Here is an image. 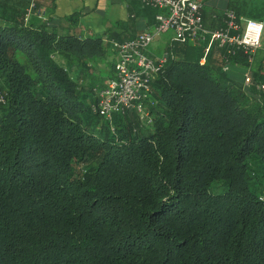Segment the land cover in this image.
I'll use <instances>...</instances> for the list:
<instances>
[{"label":"trees","instance_id":"1","mask_svg":"<svg viewBox=\"0 0 264 264\" xmlns=\"http://www.w3.org/2000/svg\"><path fill=\"white\" fill-rule=\"evenodd\" d=\"M27 5L0 0V264H264L261 67L171 42L147 120L105 119L82 82L108 44Z\"/></svg>","mask_w":264,"mask_h":264},{"label":"built area","instance_id":"2","mask_svg":"<svg viewBox=\"0 0 264 264\" xmlns=\"http://www.w3.org/2000/svg\"><path fill=\"white\" fill-rule=\"evenodd\" d=\"M141 8L156 10L151 26L128 40H106L113 59L111 76L103 87L93 89L96 104L93 110L108 119L112 114H123L130 108L141 118H146L144 103L151 94V81L159 74L165 62V54L153 57L147 51L152 41L159 35L170 32L171 42L193 44L207 40L205 52L214 43L223 48L227 56L240 53L245 66L241 69V84H249L250 67L257 49L260 47L262 23L253 19L237 16L232 10H224L220 25L207 28L202 19L203 5L200 0H139ZM32 10V13H31ZM33 14L31 3L25 11L24 22ZM34 17L44 21L40 11ZM202 62V61H201ZM230 66L222 67V72H229ZM66 72L70 76L68 70ZM262 89L263 86H258ZM5 103V93L0 91V106Z\"/></svg>","mask_w":264,"mask_h":264},{"label":"crops","instance_id":"3","mask_svg":"<svg viewBox=\"0 0 264 264\" xmlns=\"http://www.w3.org/2000/svg\"><path fill=\"white\" fill-rule=\"evenodd\" d=\"M8 1V0H7ZM14 1V0H12ZM29 6L33 4V14L28 19H36L34 12L40 11L49 17L56 30L79 32L83 36L101 35L106 38L105 30L120 23L118 34L133 38L153 23L156 10L142 9L139 0H16ZM203 5L204 25L214 29L220 24L224 10H232L244 19L262 23L260 47L256 50L250 70L259 65L264 72V0H200ZM26 6V7H27ZM28 8V7H27ZM26 8V9H27ZM25 9V11H26ZM32 13V10H31ZM103 34V35H102ZM110 40V39H109ZM110 50V47H109ZM111 51V50H110ZM112 52V51H111ZM241 66L230 69L239 71Z\"/></svg>","mask_w":264,"mask_h":264},{"label":"rangeland","instance_id":"4","mask_svg":"<svg viewBox=\"0 0 264 264\" xmlns=\"http://www.w3.org/2000/svg\"><path fill=\"white\" fill-rule=\"evenodd\" d=\"M29 20V19H28ZM140 33V32H139ZM103 35V34H102ZM171 38V33L166 32L158 37H156L152 43L147 48V51L150 53L153 57H161L164 52L165 46H167L169 43V39ZM104 41L102 42V45L108 44L106 42V38H103ZM109 46V45H108ZM102 53L100 55L97 54V56H94L93 58H90L87 60L89 65L91 66L90 73L83 78L82 84H89L92 83V92L93 89L101 86L103 87L105 85L106 80L111 76V70H110V64H112L113 55L112 52L109 50V48H102ZM16 58L18 61L22 62V57L17 54ZM241 69L237 72L234 69H230L228 72V77L232 78L235 81L240 82L241 81ZM69 76V75H68ZM71 77H75V71L70 74ZM94 95V92H93ZM144 120H147L146 118H143Z\"/></svg>","mask_w":264,"mask_h":264}]
</instances>
